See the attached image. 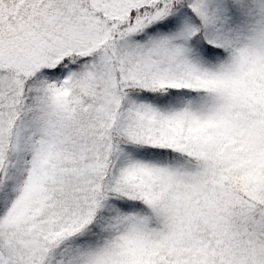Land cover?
<instances>
[{
    "label": "snow or ice",
    "instance_id": "snow-or-ice-1",
    "mask_svg": "<svg viewBox=\"0 0 264 264\" xmlns=\"http://www.w3.org/2000/svg\"><path fill=\"white\" fill-rule=\"evenodd\" d=\"M0 264H264V0H0Z\"/></svg>",
    "mask_w": 264,
    "mask_h": 264
}]
</instances>
